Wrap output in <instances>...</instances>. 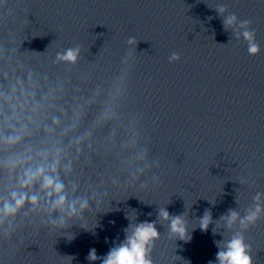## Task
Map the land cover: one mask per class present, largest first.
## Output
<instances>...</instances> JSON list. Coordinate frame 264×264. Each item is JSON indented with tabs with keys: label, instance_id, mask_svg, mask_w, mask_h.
<instances>
[{
	"label": "water",
	"instance_id": "water-1",
	"mask_svg": "<svg viewBox=\"0 0 264 264\" xmlns=\"http://www.w3.org/2000/svg\"><path fill=\"white\" fill-rule=\"evenodd\" d=\"M0 112L27 125L0 146V202L41 197L0 218V264H101L89 250L102 258L143 220L160 232L154 264H209L236 231L264 264V211L246 227L223 218L257 193L264 204V0H0ZM18 154L57 161L69 198L91 206L49 210L39 181L22 189L20 165L5 166ZM161 208L184 217V238Z\"/></svg>",
	"mask_w": 264,
	"mask_h": 264
},
{
	"label": "clouds",
	"instance_id": "clouds-1",
	"mask_svg": "<svg viewBox=\"0 0 264 264\" xmlns=\"http://www.w3.org/2000/svg\"><path fill=\"white\" fill-rule=\"evenodd\" d=\"M235 20V16L227 18L229 23ZM249 23L248 21H240L241 26ZM242 36L248 44L249 53H256L259 50V43L255 38V29L244 27ZM133 39L130 37V40ZM57 56L61 60L75 62L79 56V48H67L63 52H58ZM178 54L173 53L170 59H177ZM2 115L0 119V146H9L20 141L27 134V125L21 123L19 128L10 123V117ZM14 118L20 120L21 117L14 114ZM55 121V117L53 118ZM11 128L12 131H7ZM31 157L17 155L10 161H5V166L11 162L13 166L19 164L22 171L18 176L20 188L28 189L39 181V187L43 190L45 203L49 210H60L66 212L67 215H80L85 209L91 205L87 196H73L69 198V193L66 191V184L61 179L60 173L57 170V161L50 164L41 162L28 163ZM75 192V187L73 188ZM36 192L12 191L11 199H4L0 202V218L7 217L10 214L16 213L26 202L36 205L40 201ZM257 203L251 208L246 215L241 216L235 209H230L223 218L228 226H231L237 220L242 227H246L249 223L254 222L261 211H264V204L260 203L261 193H257L254 198ZM160 215L165 219H169L170 231L177 234L180 238H184L187 226L182 215H171L168 208H161ZM59 223H65V216L61 215L56 218ZM213 217L209 212H205L199 218V227L207 230ZM215 231V229H214ZM160 236L155 221H138L129 223L125 227V236L119 242L114 244L109 250L103 254L102 258L98 257L96 249L93 247L89 250L88 258L90 260L101 259V264H154L151 249L157 238ZM218 241L216 259L210 260L209 264H254L253 255L251 253V245L246 241L244 235L239 232H233L227 238L223 237Z\"/></svg>",
	"mask_w": 264,
	"mask_h": 264
}]
</instances>
